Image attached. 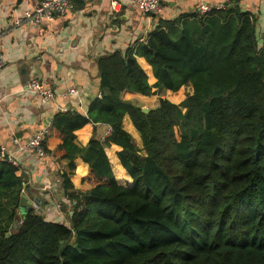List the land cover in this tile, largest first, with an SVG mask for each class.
I'll return each instance as SVG.
<instances>
[{
  "label": "trees",
  "instance_id": "1",
  "mask_svg": "<svg viewBox=\"0 0 264 264\" xmlns=\"http://www.w3.org/2000/svg\"><path fill=\"white\" fill-rule=\"evenodd\" d=\"M137 56L152 66L154 85ZM98 67L101 96L87 113L56 112L43 141L67 160V223L33 207L19 218L25 173L0 157V264H264V38L255 15L231 0L182 16ZM188 84L193 93L176 103ZM153 87L179 91L148 112L122 97ZM126 114L145 155L123 128ZM88 123L111 131L82 147L76 130ZM112 144L122 147L130 187L115 176ZM79 156L89 164L88 189L70 177Z\"/></svg>",
  "mask_w": 264,
  "mask_h": 264
},
{
  "label": "crops",
  "instance_id": "2",
  "mask_svg": "<svg viewBox=\"0 0 264 264\" xmlns=\"http://www.w3.org/2000/svg\"><path fill=\"white\" fill-rule=\"evenodd\" d=\"M39 1L0 0V37L5 61L0 72V147L6 146L26 175L27 186L23 193L27 197L20 202L18 217L22 218L25 213L21 205H35L45 217L49 215L51 220L62 222L65 215L58 206L66 205L68 198L60 174L67 169V160L55 157L56 146L49 145V164H45L35 152L14 145L13 138H18L23 145L38 130L51 125L56 112L64 108L87 113L91 101L103 93L98 67L100 57L123 52L136 41H147L160 25L199 12L201 4L225 6L231 0H163L161 10L156 13L141 12L135 0H73L75 9L53 20L39 25L26 20L16 22L24 11ZM240 7L255 15L257 34L262 41L264 0H240ZM137 61L149 83L154 85L157 78L152 66L143 56H137ZM31 79H39L53 87L57 94L55 101H45L28 91ZM71 85L78 87V95H67ZM158 91L159 88L153 87L152 94L144 95L126 89L122 97L152 109L158 106L160 97H168L171 90L164 89L162 95ZM122 125L133 137L139 152L145 155L140 132L129 114L124 116ZM110 131L105 124L88 123L76 130V142L79 146H87L94 133L103 139ZM121 149L112 144L106 147V152L118 182L130 187L133 179L118 157ZM75 163L76 169L70 175L74 186L90 188V183L83 180L89 164L80 156ZM117 173H122V177ZM17 222L14 221L12 227Z\"/></svg>",
  "mask_w": 264,
  "mask_h": 264
},
{
  "label": "built area",
  "instance_id": "3",
  "mask_svg": "<svg viewBox=\"0 0 264 264\" xmlns=\"http://www.w3.org/2000/svg\"><path fill=\"white\" fill-rule=\"evenodd\" d=\"M16 1H26V0H16ZM163 0H135L137 8L143 13H156L159 12L162 8ZM225 6L223 4L218 5H209L201 4L199 7L200 13H208L213 9H221ZM75 9V3L73 0H40L34 7L28 8L22 13V15L16 20L17 23L22 22L23 20L29 21L34 25H39L43 21H50L56 17L63 16L68 12H71ZM3 44L0 37V72L5 66V61L2 56ZM27 90L35 94L36 96L41 97L45 101L54 102L57 94L53 87L48 86L43 81L39 79H31L27 84ZM79 89L76 85H71L67 89V95H78ZM68 109L64 108L62 111H67ZM50 125H47L40 130H38L34 135L23 145L20 144V140L16 137L13 138V144L20 146L22 149L30 150L35 152L46 164H49L47 158L50 153L46 150L43 145V141L47 134L49 133ZM105 138V137H103ZM1 155L0 157L8 160L12 164L19 166L17 159L14 158L13 154L7 152L6 146H1ZM46 189V186H45ZM35 206V205H34ZM64 222V220H62ZM67 223V221H66Z\"/></svg>",
  "mask_w": 264,
  "mask_h": 264
},
{
  "label": "rangeland",
  "instance_id": "4",
  "mask_svg": "<svg viewBox=\"0 0 264 264\" xmlns=\"http://www.w3.org/2000/svg\"><path fill=\"white\" fill-rule=\"evenodd\" d=\"M180 90H184V96H183V98H182L180 101H178V103L181 102L183 99H185L189 94H192V93H193V88H192V86H191L190 84L185 85V86L182 87ZM178 91H179V90H178ZM178 91H170V92H168V93H167V94H168V97H166V98H168V99L171 100V96H172L171 93H177ZM158 93L162 95V92H161V91H158ZM164 94H165V93H164ZM165 96H166V94H165ZM176 103H177V102H176ZM137 105H139V106L142 107L143 104H137ZM142 108H144V107H142ZM147 109H148V108H147ZM149 110H150V109H149ZM176 133L179 134V127H176ZM32 207L35 208L36 210H38L37 206H32ZM58 207H59V210H61L62 213L65 214V211H64V209H63V205L60 204V206H58ZM39 211L43 213V211H42L41 209H39ZM7 214H8V212H7ZM3 216H4V215H3ZM3 218H4V217H3ZM46 219H47V220H51L52 218L48 215V217H46ZM2 220H3V219H2ZM63 220H64V222H66V218H65V217H64ZM51 221H53V220H51ZM18 224H19V223L17 222L16 225H18Z\"/></svg>",
  "mask_w": 264,
  "mask_h": 264
},
{
  "label": "water",
  "instance_id": "5",
  "mask_svg": "<svg viewBox=\"0 0 264 264\" xmlns=\"http://www.w3.org/2000/svg\"><path fill=\"white\" fill-rule=\"evenodd\" d=\"M143 110L144 111H146V112H148L149 111V109H147V108H143ZM24 179H25V182H27V180H26V176L24 175ZM26 186H27V184H26ZM26 197H27V195L25 194V193H23L22 194V199H21V201H24L25 199H26ZM21 207H22V209L24 210V211H27L29 208H31L32 206L31 205H21Z\"/></svg>",
  "mask_w": 264,
  "mask_h": 264
}]
</instances>
